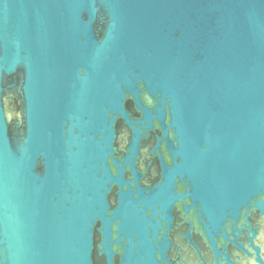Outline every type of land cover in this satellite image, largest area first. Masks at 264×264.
Instances as JSON below:
<instances>
[{"label": "water", "instance_id": "obj_1", "mask_svg": "<svg viewBox=\"0 0 264 264\" xmlns=\"http://www.w3.org/2000/svg\"><path fill=\"white\" fill-rule=\"evenodd\" d=\"M0 264H264V0H0Z\"/></svg>", "mask_w": 264, "mask_h": 264}]
</instances>
